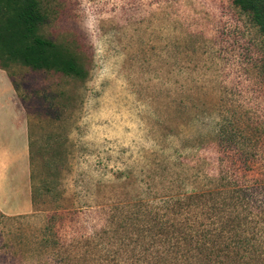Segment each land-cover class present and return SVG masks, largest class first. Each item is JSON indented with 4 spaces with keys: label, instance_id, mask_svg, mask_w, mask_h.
<instances>
[{
    "label": "rangeland",
    "instance_id": "obj_1",
    "mask_svg": "<svg viewBox=\"0 0 264 264\" xmlns=\"http://www.w3.org/2000/svg\"><path fill=\"white\" fill-rule=\"evenodd\" d=\"M46 2L44 34L88 76L5 70L28 111L33 209L0 210V264H199L174 244L213 216L234 224L218 195L234 184L261 181L242 213L264 225V39L250 16L233 0ZM240 115L248 164L215 139Z\"/></svg>",
    "mask_w": 264,
    "mask_h": 264
},
{
    "label": "trees",
    "instance_id": "obj_2",
    "mask_svg": "<svg viewBox=\"0 0 264 264\" xmlns=\"http://www.w3.org/2000/svg\"><path fill=\"white\" fill-rule=\"evenodd\" d=\"M233 3L250 16L264 39V0H233ZM49 20L46 0H0V68L8 71L12 64H22L34 70L56 71L86 79L88 71L78 53L68 43L44 34ZM261 78L264 91V75ZM245 122L241 115L226 119L215 139L227 148L239 149L240 157L248 164L255 154L245 149L247 137L251 136L243 125ZM260 182L254 186L234 184L227 194L218 190L223 204L233 212L235 223L226 225L213 216L215 221L207 231L189 226L188 232L174 244L175 248L181 246L179 243L184 244L193 256L196 255L199 264H264V225H253L256 219L249 220L248 213H242L257 205V196L262 192ZM219 204L222 202L216 199L212 204L215 215L226 210Z\"/></svg>",
    "mask_w": 264,
    "mask_h": 264
},
{
    "label": "crops",
    "instance_id": "obj_3",
    "mask_svg": "<svg viewBox=\"0 0 264 264\" xmlns=\"http://www.w3.org/2000/svg\"><path fill=\"white\" fill-rule=\"evenodd\" d=\"M28 111L10 75L0 68V210L33 209Z\"/></svg>",
    "mask_w": 264,
    "mask_h": 264
}]
</instances>
